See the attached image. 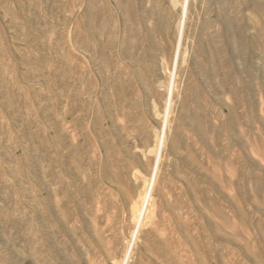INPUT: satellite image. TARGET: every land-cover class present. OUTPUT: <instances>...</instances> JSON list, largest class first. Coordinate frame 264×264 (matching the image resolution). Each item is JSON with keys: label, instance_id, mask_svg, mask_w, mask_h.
I'll return each instance as SVG.
<instances>
[{"label": "rangeland", "instance_id": "obj_1", "mask_svg": "<svg viewBox=\"0 0 264 264\" xmlns=\"http://www.w3.org/2000/svg\"><path fill=\"white\" fill-rule=\"evenodd\" d=\"M181 2L0 0V264L122 260ZM181 43L129 264H264V0H189Z\"/></svg>", "mask_w": 264, "mask_h": 264}, {"label": "bare ground", "instance_id": "obj_2", "mask_svg": "<svg viewBox=\"0 0 264 264\" xmlns=\"http://www.w3.org/2000/svg\"><path fill=\"white\" fill-rule=\"evenodd\" d=\"M171 3L173 4V2H171ZM188 4H189V0H182L181 6H180V15H179L180 16V21H179V27H178L179 31H180V42H179V44H177L178 45V49L176 51L177 53L175 52L176 56H175V59L173 60V65H172L173 68L167 75L168 76L167 77V84H166V96H167V98H166V102H165V114H164L165 115L164 116L165 119H164L163 126H162V133L158 132L159 135H157L156 143H155L154 147L152 148V150H150V153H153L155 155V157H156V159L154 160L155 161V165H154L155 166V168H154L155 171L153 170L154 172H153L152 177H150V180L147 183L146 187L143 188V189H145V191H143V194L140 193L141 195H139V193H138V195H139L138 198L136 200L134 199V201L132 202V204L130 206L131 207L130 208L131 216L133 217V219H132L133 229H132L131 235L129 236L130 240H128L129 244L127 246V249H126V252L124 254V257L117 264H129L130 259H131L132 254H133V251H134V248H135V246H136V244H137V242L139 240L140 231H141V229H142V227H143V225L145 223V220H146V218L148 216V213H149V210H150V207H151L152 191H153L154 183L156 181L155 178L157 176L156 174H157V170H158V165H159V162H161L160 161L161 160L160 159L161 158V150H162V147L164 146L165 141H166V132H167V129H168V117H169V115L171 113V107H172V104H173V96L175 94L174 93L175 78H176L178 62H179V59L181 57V44H182L181 42H182V36H183V30H184V23H185L187 12H188ZM174 7L175 6H173V8ZM77 51H79V49ZM72 59H74V58H72ZM80 68L82 69V67H80ZM156 114L157 113H155V115ZM109 181H111V180H108V182ZM111 182H110V184L113 185ZM110 189H112V188H110ZM98 206H97V208H98ZM101 207H102V205H101ZM106 231H110V230H106Z\"/></svg>", "mask_w": 264, "mask_h": 264}]
</instances>
